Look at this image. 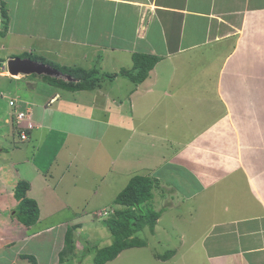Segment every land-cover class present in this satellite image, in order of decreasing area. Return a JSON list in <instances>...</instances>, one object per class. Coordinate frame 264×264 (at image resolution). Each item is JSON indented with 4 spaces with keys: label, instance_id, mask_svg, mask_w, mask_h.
Wrapping results in <instances>:
<instances>
[{
    "label": "crops",
    "instance_id": "crops-1",
    "mask_svg": "<svg viewBox=\"0 0 264 264\" xmlns=\"http://www.w3.org/2000/svg\"><path fill=\"white\" fill-rule=\"evenodd\" d=\"M228 1L0 0L2 28L5 17L1 8L6 10L7 16L6 29L0 35V49L8 47L9 50L36 53L49 60L51 56L60 61L68 59L62 64L69 67H76L74 59L79 55L81 63L88 65H83L86 70L95 68L92 62L103 60L107 50L109 53L131 50L132 59L133 55L140 53L159 57L143 82L135 84L128 78L118 77L115 79L118 83L110 89H61L66 92L61 93L41 78L36 80L23 76L16 79L0 75V78L22 82L23 87L28 86L29 90L37 84L43 87L42 91L45 89L42 95H38L41 100L33 98L30 101L19 94L9 98L0 91V97L7 98L11 107L9 117L4 118L3 123H10L18 136L17 126L20 124H13L14 113L24 109L31 113V119L22 123L28 138L19 140L37 151L35 161L28 164L26 175L20 173L17 166L20 162L13 159L12 154L8 160H0L1 214L6 215L12 210L11 215L14 213L15 216L19 200L14 195V187L19 180L28 182L26 196L34 199L38 207V218L34 223L25 225L16 218L17 231L25 233L28 229L23 226L34 228L29 238H35L43 230H60L63 224L64 232L58 239L62 245L66 246L68 229L71 237H77L75 232L86 226L82 220L76 219L90 213L85 208L72 212L67 220L49 225L42 222L63 212L66 208L59 206L66 198L71 199L70 194L62 195L64 186L61 187L59 181L65 177L68 182L73 181L71 185L84 183L79 186L83 192L86 183L83 179L86 177L82 175L80 166L87 167L96 159H107L112 165L123 164L126 159L129 161L127 147L135 145L138 137L149 135V123L144 119L165 99V148L169 146L171 154L164 166H169L174 175L169 177L164 169V179L153 172L159 164L146 161L143 164L138 160L129 161L135 170L132 174L167 184L174 181L185 184L186 188L181 184L175 186L174 195L170 196L193 198L194 209L200 214L206 209L208 216L202 226L197 224L199 218H193L189 226L196 236L189 239L188 232L182 233L185 239L181 243L186 240L191 249L196 246L202 247L203 251L205 249L210 264H264V0H235L233 4ZM127 37L131 41L129 46H118L114 42ZM12 38L27 39L28 44L18 40V46L14 45L16 42ZM68 45L72 49H66ZM138 45L140 48L136 49ZM75 46L84 48L78 51ZM10 57L14 56H7V59ZM201 58H205L202 66L199 65ZM160 66L168 71L167 78L158 71ZM199 66L203 69L201 73L197 71ZM0 69L6 71V63ZM118 70L112 67L108 72ZM123 88L124 100L121 95ZM143 99L148 100L145 111L138 109L137 105V101ZM11 100L13 103L9 104ZM125 117L127 121L123 120ZM2 126L0 124V128ZM123 129L126 130L124 139L121 138ZM139 130L142 131L139 133ZM0 132V158H3L1 156L7 151L3 140L6 131ZM71 136L82 142L89 139L95 142L90 157L67 148ZM109 144H121L113 158L106 155L110 153ZM132 149L141 148L135 145ZM42 150H52L53 155L39 160ZM95 153L99 157H95ZM60 154L63 160L54 158ZM152 166V171H149ZM30 170L32 174L27 175ZM94 179L97 184L101 182L96 177ZM36 184L39 190L44 191L42 202L33 194ZM181 188L184 190L180 192L186 194L179 195ZM93 222L100 223V228L105 231V244L102 246L111 244L107 227L102 221L93 219ZM198 225L203 231L196 234ZM175 229L170 230L172 234L176 233ZM17 233L8 241L11 249L20 239ZM95 243L90 244L100 246L99 242ZM1 246L0 243V249ZM83 246L72 239L71 250L80 249V259ZM172 252L160 260L182 259L178 250ZM89 256L93 258V253L79 259L81 264L89 261ZM71 257L74 258L73 255ZM71 257L64 262L70 264ZM10 260L8 263L12 262Z\"/></svg>",
    "mask_w": 264,
    "mask_h": 264
},
{
    "label": "rangeland",
    "instance_id": "rangeland-1",
    "mask_svg": "<svg viewBox=\"0 0 264 264\" xmlns=\"http://www.w3.org/2000/svg\"><path fill=\"white\" fill-rule=\"evenodd\" d=\"M234 1L235 0H230L228 2L229 4H233ZM259 1L262 2V0H257V2ZM0 29H1L0 32H3L4 29L2 28V26H0ZM12 39L14 40V42H16L14 43V45H17V46L20 43V41L18 40H21L24 44H28L27 39H23V38L22 39L12 38ZM123 39L124 38L115 39L114 42L118 46H123V47L129 46L128 45L129 42L131 43L129 38L127 37L126 40H123ZM8 40L9 39H7V41ZM125 42H127V44H125ZM260 47L262 48L263 45L261 44ZM65 48L68 50L72 49L70 45H68ZM81 48L83 49L84 47H81ZM81 48H79V46H75L74 49L79 51L81 50ZM127 48H131V47H127ZM135 48L138 49L140 47L138 45V47L135 46ZM27 50H33V49L27 48ZM107 51L108 53L104 54L105 56L103 60L99 62L98 60L97 61L94 60V62H92V64H94L95 66V69H97L98 71V76L107 78L108 70L109 68H112V67L115 68L116 70H118L121 67H125V69H128V70L131 69V71L133 70L132 68L133 60L131 57V54H132L131 50H127L126 51L127 53L124 51H119L116 53L114 52L109 53V50ZM35 54L36 53L30 54L22 50L21 51L9 50L8 47L7 48L2 47V49H0V68H2V65L6 63L7 56L12 55L14 57H20V58H35L36 56ZM127 55H128L127 58L124 57ZM204 55L203 56L206 57V54ZM78 56L75 57L74 59L75 61L74 66H78L82 68H85L84 66H88L86 62L81 63V59L78 58ZM252 57H253V53H252ZM50 58H51L50 61L58 65L62 64V62L68 61V59H63L65 61H60L58 59H55L52 56ZM114 59H116V61H114ZM202 59H205V58L200 59L201 63L199 65L201 66L203 65ZM197 62H198V59H197ZM162 63L164 62H161L160 64ZM198 68H200V66ZM158 71L160 73H163L166 78L168 77L167 76L168 71L165 70V67L162 68L160 66L158 68ZM197 71L201 73L203 69L200 68ZM108 74H112V73H108ZM0 75L4 77H13L16 79L23 78V76L21 75L10 76L7 70L3 71L1 69H0ZM26 77L33 78L36 80L41 78V76L39 77L37 74H34V73L27 75ZM108 80L109 79H105L104 81L100 80V82H103L104 84L103 87L105 89H110L111 87H114L118 83L115 80L114 81H110V80L108 81ZM93 88H97V87L93 86ZM42 89L43 87L37 84L33 86L31 90H29V87L25 86L24 88L22 85V82L20 81L17 82L15 80L8 79V78H3V77L0 78V91L8 95L9 98L16 96V94H19L22 96V98L28 101L33 100V98L41 100L42 98H40V96L38 95L39 94L42 95L43 93L41 92H45V89L43 91ZM58 90L61 93H66L65 91H62L61 89H58ZM124 91L125 90L123 88L122 94H121L123 97V100L124 98H126V94L124 93ZM86 98H90V97H86ZM164 100L165 99H163L160 102L158 108H154V110L156 111H151L149 117L147 119H144L150 124V125L148 124V132H147L149 135L143 138L138 137L135 142L136 148H141V149L139 150L132 149V147H134L135 145L131 146L130 148L127 147V150L129 151L127 157L130 159L129 161H133V162H136L138 160V162H141L143 164L145 163V161L148 162L149 164L150 163L157 164V165L159 164L158 168L155 169L153 172L154 174L161 175V177L165 179L164 169L167 175L171 178L174 175V171L169 166L167 165L164 166L165 162H167L171 154L168 152L169 146L166 147L167 149L165 148V126L163 125V123H165V114H164V109H163V105L165 104ZM147 102L148 100L146 101L144 99L137 101L138 109L140 110L143 109V111H145ZM12 103L13 101L10 102V104ZM10 108L11 107L8 105V99L0 97V124H3V126L0 128V131H6L9 133L8 135V133L5 132L4 134L5 136L3 137V140H5L4 145L6 146L7 151L5 152V154L1 156L3 158H0V160H8L9 156L11 157L10 154H12L14 157L13 159H17V161L20 162L17 164L20 170V173L26 175L28 164L31 163L32 161H35L37 151L33 147L30 148V145L29 147H27L26 145H28V143H23L21 142V140H19L20 137L18 136L17 133L13 132L14 130L12 131L10 123H7V122L3 123V119L9 117L8 110H10ZM23 112L26 116L25 119L23 120V123H25L31 119V113H29L27 109H24ZM123 120L127 121L128 118L125 117V119ZM14 123L17 124L15 120L13 124ZM143 128L145 129V127ZM141 131L142 130H139V133ZM121 133H122L121 138L124 139L126 137L125 136L126 130L125 129L121 130ZM169 134L170 133H168V135ZM27 138L28 137L26 135L25 138H22V139L27 140ZM1 144L3 145V141ZM79 144H80V147H77V145ZM109 146H110L109 148L110 153L106 155L113 158V155H115V153H117L120 150L119 147L121 146V144L118 145L119 147L113 144H109ZM14 147H16V150ZM144 147H147V148H144ZM12 148H14L15 151H13ZM65 148H66V145H65ZM67 148L74 149V151L77 150V152H81L85 157H90L91 154L93 153V151L91 153V150L95 149V142L92 139L82 142V141H79L77 137L71 136L67 141ZM96 152L103 153L102 150H96ZM166 153H169V154L166 155ZM52 155H53L52 150H49V151L42 150V153L38 156V159L39 160L47 159L48 157H51ZM94 156L99 157L98 154L96 153ZM138 156L140 157L138 158ZM54 158L58 160H63L62 154H60V156L56 155ZM26 159L28 160L25 161ZM129 161L128 159H126V161H124L125 163L123 164H121L120 162V163H116L112 165V164H109V161L107 162V159H96L90 164H88L87 167L85 165L80 166V168L83 170L82 175L86 177V179H83L86 181L85 187L83 188V192L79 189V186H83L84 183H77L75 185H71L73 184L72 183L73 181L68 182V180L65 177L62 178L59 181V184L61 185V187L64 186L61 193L63 196L65 194H70L71 199L68 200L66 198L65 202H63V204L59 206V208H62V207L66 208L63 212L59 214H54L50 217L45 218L42 221L43 224L45 223L46 225H49V224L58 222V220H64V219L67 220L71 216L72 212H80V211H83V208H85L86 211L88 210V212L90 213L87 215H83V217H80L79 219H76V220H79V221L82 220L83 221L82 224L86 227H82L79 232L78 231L75 232L74 235L75 236L78 235V236L72 237V239H74V241L81 243L82 245L84 244L89 245L90 243L94 244L95 241H97L99 242V245H100L99 247H101L103 244H105V241L103 240L105 236L104 235L105 231H103L100 228L101 227L100 223L94 224L93 219L94 221H103V220L105 221L106 220L105 218L103 217L101 218L99 216L102 214L103 211H107L108 212L107 215H110V216L114 215L112 208H116L115 207L116 204H114L115 197L113 196L119 193L120 191H122V189L125 187L126 183L128 182L129 177L134 175L132 173L135 172L134 168L132 167L131 163H129ZM36 163H37V160H36ZM152 169H153V166L152 168L148 170L152 171ZM142 172L143 171H138V173H142ZM29 174H32L31 170L27 173V175ZM94 177L100 179L101 182L97 184ZM178 184H181V187L186 188L183 182H178V181L177 182L174 181L172 183L167 184L164 181L157 182L156 180L155 182L152 183V186L150 187L148 194H147L148 196H146L147 199L141 204L142 209L145 211V213L148 216H152L156 212H159V216L155 219L154 225L152 226V228H150L151 232H149V228L147 225H144L143 227H141L134 235L139 241L142 242L141 244L143 245L125 248L120 251V254L117 257L106 261L105 264H210L208 257H207V252H204L206 251L205 249L203 251L202 247L196 246L192 248L195 250H192L191 248L188 247V245H186V240L183 243H181L185 239V234H182V233L188 232L189 236L187 238L189 239L190 238L192 239L193 237L196 236V235H193L194 230L190 228L189 226L192 219L199 218L197 221V224L199 225L201 224V226L205 225L206 223L205 218L208 216V213H205L206 209L202 210L203 211L202 214H200L197 211V209L195 210L194 209L195 200L193 198L187 199L183 196H180V197L170 196V195H174L175 191L174 192L172 191L174 190L175 186H178ZM36 185H35V190L33 191V194L38 196L39 200L42 202L43 196H45L44 191L42 192L41 190H39L38 185L37 186ZM87 185L89 187H87ZM181 190H184V189L181 188L178 190L179 195L180 193H184V192H180ZM80 193L83 194V196L80 195L79 197ZM171 203H173L174 205L172 206ZM67 207H70V208H67ZM93 209H95L94 212H91V210ZM134 213L136 214V210L134 211ZM11 214H12V210H10L9 213H7L6 215H2V214L0 215V243L2 244L1 246L2 251H0V264H66V262L64 261L67 260V258H70L71 255H73L74 258L71 257L72 259L68 261L70 264L74 262L81 264V261H79L80 249L79 250H76V248L73 249L77 251L78 253L77 254L73 252V250H71V247H70L71 242L68 243L66 238H65L66 246L62 245V243L58 240L60 234L64 232L65 225L62 224L60 230H49V231L43 230V232L39 234L38 236H36L35 238H29L30 237L29 233L35 229L27 228V226L26 227L23 226V228L28 229L27 231H25V233L22 232V230L17 231L15 228V220L17 217L14 216V213L13 215ZM201 217L202 219L200 220ZM199 225L195 227L196 234L203 231V228L200 227ZM167 228H172V229L178 228V229H175L176 233L173 232L175 234H172L171 232L172 229H167ZM81 231H84V232H83V235L79 237ZM16 232H18L17 238L18 239L20 238V239L17 240L16 246H13V248L11 249L8 247V241L11 237L13 238L16 236ZM98 239L100 241H98ZM110 239H111V236H110ZM31 240H34V241L30 242ZM179 243H181L182 245H179ZM78 247L80 248V246ZM177 250L179 251V253H181L182 259L179 260V259L174 258L175 261L160 260L164 255L169 256V254L173 253L172 251H177ZM191 252L192 254H189ZM22 255H24V257ZM84 256H87V255H84ZM9 258L12 259L10 260L12 261L11 263H8ZM91 258L92 257L89 256L88 257L89 261L84 262V264H92L93 261Z\"/></svg>",
    "mask_w": 264,
    "mask_h": 264
},
{
    "label": "trees",
    "instance_id": "trees-1",
    "mask_svg": "<svg viewBox=\"0 0 264 264\" xmlns=\"http://www.w3.org/2000/svg\"><path fill=\"white\" fill-rule=\"evenodd\" d=\"M1 9L2 15L5 17V20L3 21V29L5 30L7 26L6 10L4 8ZM4 30L3 32H0V35L4 34ZM30 59L49 64L63 74L71 77V79L68 80L64 77H54L41 74L43 82L49 84L53 88L66 91H77L93 89V86L103 87L104 84L103 82H100V80L104 81L105 79H109L110 81H114L118 77L128 78L135 84L143 82L146 79L148 72L159 60V57L146 53L135 54L132 59V71L131 69L128 70L121 68L118 71L111 72L112 74H108V72L107 78L98 76V71L95 68L86 70L85 68L78 66L69 67L58 65L39 55ZM155 181V179L143 177L141 175H133L129 178L125 187L122 191L117 193L114 198V204L121 205V207L112 208L114 215H109L105 221H102L110 232L111 244L102 247H93L91 244H84L82 247V257L91 252L93 253V264H104L105 261L115 258L117 253L122 249L143 245L134 234L144 225H147L149 229L152 228L155 219L159 216V212H156L152 216H148L141 207V204L147 199L146 196H148L147 194L152 183ZM28 189L29 184L25 180H19L14 187V195L16 199L19 200L18 207L15 210V216L25 225L34 223L38 218L36 201L26 196ZM133 210H136V214ZM65 238L68 243L72 242L70 229L65 233ZM91 247L93 248L91 249ZM162 258H165V255Z\"/></svg>",
    "mask_w": 264,
    "mask_h": 264
},
{
    "label": "water",
    "instance_id": "water-1",
    "mask_svg": "<svg viewBox=\"0 0 264 264\" xmlns=\"http://www.w3.org/2000/svg\"><path fill=\"white\" fill-rule=\"evenodd\" d=\"M6 69L10 75L14 76L30 75L34 73L37 75L44 74L54 77L65 76L66 79H71L69 75L63 74L51 65L32 60L30 58L10 57L6 61Z\"/></svg>",
    "mask_w": 264,
    "mask_h": 264
},
{
    "label": "clouds",
    "instance_id": "clouds-1",
    "mask_svg": "<svg viewBox=\"0 0 264 264\" xmlns=\"http://www.w3.org/2000/svg\"><path fill=\"white\" fill-rule=\"evenodd\" d=\"M6 70H7V69H6ZM8 74H9V73H8ZM9 75H10V74H9ZM10 76H14V75H10ZM17 76H18V75H17ZM21 76H27V75H21ZM61 77H65V76H61ZM12 78H13V77H12ZM65 78H66V77H65ZM10 102H12V100H11ZM10 102H9V103H10ZM20 111L23 112L24 110H20ZM20 111H17V112L14 113V118H15L14 120H15V122H17V120H16V115H17V113L20 112ZM17 124H18V123H17ZM17 124H15V125L17 126ZM19 124H20V123H19ZM17 127H19V128H18V129H19V132H18L19 134H20V131H21V130H24V131H25V128L22 126V124H20V125L17 126ZM25 133H26V131H25ZM19 137H20V135H19ZM20 139H21V138H20ZM103 212H104V211H103ZM103 212H102V214L99 215V216H100L101 218L103 217V218L107 219V218L109 217V215H107L108 212L106 211V214H104ZM103 215H104V216H103ZM122 250H123V249H122ZM81 251H82V250H81ZM118 253H119V252H118ZM82 258H83V257L81 256V259H82ZM109 260H110V259H109ZM107 261H108V260H107ZM105 262H106V261H105ZM92 264H93V263H92Z\"/></svg>",
    "mask_w": 264,
    "mask_h": 264
},
{
    "label": "built area",
    "instance_id": "built-area-1",
    "mask_svg": "<svg viewBox=\"0 0 264 264\" xmlns=\"http://www.w3.org/2000/svg\"><path fill=\"white\" fill-rule=\"evenodd\" d=\"M25 114H24V112H18L17 113V115H16V120H17V123L19 124H22L23 123V120L25 119ZM20 138L22 139V138H25V136H26V133H25V131L24 130H21L20 131ZM104 214H106V211H104L103 212Z\"/></svg>",
    "mask_w": 264,
    "mask_h": 264
}]
</instances>
